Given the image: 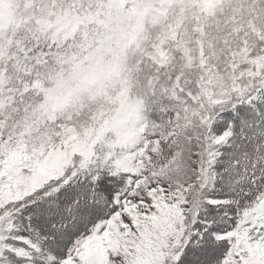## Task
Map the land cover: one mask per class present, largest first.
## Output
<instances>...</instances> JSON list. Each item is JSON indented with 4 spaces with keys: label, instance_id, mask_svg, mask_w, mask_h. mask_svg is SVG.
<instances>
[{
    "label": "snow or ice",
    "instance_id": "6c2138e0",
    "mask_svg": "<svg viewBox=\"0 0 264 264\" xmlns=\"http://www.w3.org/2000/svg\"><path fill=\"white\" fill-rule=\"evenodd\" d=\"M0 264H264V0H0Z\"/></svg>",
    "mask_w": 264,
    "mask_h": 264
}]
</instances>
